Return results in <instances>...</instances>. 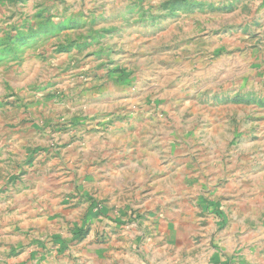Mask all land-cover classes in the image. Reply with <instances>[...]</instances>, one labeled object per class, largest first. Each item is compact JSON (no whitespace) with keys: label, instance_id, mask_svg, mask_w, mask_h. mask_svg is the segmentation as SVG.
Listing matches in <instances>:
<instances>
[{"label":"rangeland","instance_id":"obj_1","mask_svg":"<svg viewBox=\"0 0 264 264\" xmlns=\"http://www.w3.org/2000/svg\"><path fill=\"white\" fill-rule=\"evenodd\" d=\"M103 137L169 167L182 233L124 191L120 245L50 218L39 180ZM0 264H264V0H0Z\"/></svg>","mask_w":264,"mask_h":264},{"label":"crops","instance_id":"obj_2","mask_svg":"<svg viewBox=\"0 0 264 264\" xmlns=\"http://www.w3.org/2000/svg\"><path fill=\"white\" fill-rule=\"evenodd\" d=\"M99 140L96 145L95 143L91 144L89 141L87 145L82 143L80 147L70 149L73 156L68 157L69 159L65 167L55 166L51 170L53 172L48 179L42 177L43 179H40L38 182L40 187V202L53 200V205H57V212L49 215L51 216L50 218L55 217V220L66 218L67 220L72 219L74 221L70 228H66V231L68 230L67 233L71 229L80 231L81 228L86 229L87 226L91 225L93 227V225L98 224L95 227L97 230L93 234L98 233L104 242L113 237L112 241H114V245L122 244L120 238H116V236L121 235L122 228H124L122 225L127 217L124 218L122 216V210L117 209L114 211L113 208L116 206L121 208L122 201H120V197L123 191L131 192V195L134 196L123 203L128 204L125 210L135 208L137 215L142 218L140 219L138 231L142 227V222H145L144 227H146V223L152 224V222H149L151 219L154 221L156 227V224H158L156 221H159L157 232L164 238L170 234L182 233L187 220L196 219V214L194 216L187 215L188 208L185 206L186 190L176 194L177 199L182 201V204L175 201V193L170 188L176 185L171 182V178L168 175L169 167L162 168L157 173L153 172L152 169L148 170L144 162L138 164L139 158L141 159L144 156L138 153L135 159L131 158L124 162L120 156V149L117 150L114 145L115 139L103 137ZM132 153L131 151L130 155ZM79 167L83 168L80 174L76 171ZM125 168H128L130 173ZM255 172H248L246 176L249 177V174L254 175ZM233 173L231 169V175ZM207 176L208 179H205V183L208 186H212L210 182H213V178L209 179V175ZM198 177L192 180L190 178H180L178 184L183 182L186 188L187 183L192 184L196 183L195 181L197 180L200 181L201 179L199 180ZM229 177L230 181H234L239 176ZM156 188H160V190L157 191L155 190ZM99 199H103L106 206L100 211H96L93 209V204L99 202ZM204 199H207L204 195L197 196L196 204L204 202ZM34 204L37 209L39 203L34 202ZM170 204H172L171 208L166 207ZM39 207L42 208V206ZM49 207L51 208V205ZM43 208L46 210L45 213L49 212L46 205ZM199 215L202 216V214ZM225 215V213L218 215L214 212V216L218 218L217 225L220 229L226 225L228 228V218ZM43 217L40 219L41 224L45 222V218H48L46 216ZM140 233L142 239L149 236L143 228H141ZM91 245L97 244L92 243ZM101 245L103 248H106L105 243ZM115 253L120 254L119 251H115Z\"/></svg>","mask_w":264,"mask_h":264}]
</instances>
